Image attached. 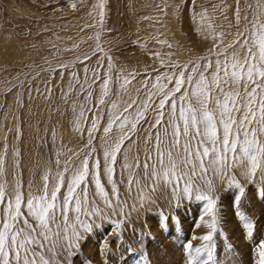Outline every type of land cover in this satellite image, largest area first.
Wrapping results in <instances>:
<instances>
[{
  "label": "rangeland",
  "instance_id": "rangeland-1",
  "mask_svg": "<svg viewBox=\"0 0 264 264\" xmlns=\"http://www.w3.org/2000/svg\"><path fill=\"white\" fill-rule=\"evenodd\" d=\"M99 2L0 0L3 179L11 183L17 175H22L25 193L29 190V182L33 192L42 186L40 177L46 169L58 170L57 152L61 161L59 169L64 167L65 161L74 158V153L83 156L91 119L96 115L103 116L100 124L104 125L112 102L118 104L119 112L133 100L139 104L148 91L155 92L152 85L156 83V76L171 71L167 67L170 62L182 64L208 56L215 33H224L225 44L231 42L237 31L244 27L243 17L247 15L251 19L257 10L256 0H239L238 4L237 0H103L105 8L101 23ZM249 5H252L251 9ZM237 7L241 15L239 28L235 18ZM202 15L204 28L201 31L198 29ZM173 18L178 19L177 28ZM208 23L215 32L207 28ZM106 76L111 77L109 93L104 97L106 105H101V83ZM125 78L127 84H124ZM152 100L157 97L154 95ZM81 107L85 109L86 119L81 125L83 131L78 132L75 119ZM134 110L135 106L129 109L133 116ZM153 117L154 113L149 110L138 130L130 133L132 140L125 145L130 149L129 162L137 155L143 162L146 149L152 148L151 142L145 143V137ZM94 135V145L102 159V127ZM17 149L18 156L15 154ZM117 169L119 171V164ZM134 171L140 183L134 181L129 191L125 173V183L118 184L120 199L126 201L124 212L121 215L118 211L112 216L116 220L127 217L122 229L123 239H117L114 225L103 221L102 227H94L91 233L83 234L74 255L67 259L66 253L59 256L62 264H85L86 261L90 264H185L183 244L189 239L194 247L203 243L198 237L209 229L203 224L195 226L203 202L185 199L176 207L169 203L170 193L162 186L155 192L144 188L149 181L143 178L142 166ZM234 171L241 182L247 184L239 169ZM116 178L119 181V175ZM101 181L110 193L107 177L102 175ZM259 187V184L249 185L241 202V208L255 223L254 236L248 239L233 207L235 190L216 181L223 228V233L215 238L219 264H255L253 249L264 239V198L258 195ZM140 188H144L148 196L143 202L138 198ZM88 199L95 200L98 207L112 215V210L96 196L91 180ZM162 215L179 219L173 220L162 231L159 227ZM97 223L101 221L97 219ZM105 239L110 250L106 249L102 254L101 245ZM129 246L135 251L128 252Z\"/></svg>",
  "mask_w": 264,
  "mask_h": 264
},
{
  "label": "snow or ice",
  "instance_id": "snow-or-ice-1",
  "mask_svg": "<svg viewBox=\"0 0 264 264\" xmlns=\"http://www.w3.org/2000/svg\"><path fill=\"white\" fill-rule=\"evenodd\" d=\"M256 3L257 10L252 18L243 17L244 27L231 42L225 44L224 33H215L208 56L182 64L170 62L167 67L171 71L156 76V83L152 85L155 92L148 91L139 104L133 100L119 112L118 104L112 102L104 125L100 124L103 116L92 118L83 156L74 153V158L65 161L64 167L59 169L61 161L57 152L58 170L46 169L40 177L42 186L35 192L29 182V190L25 193L22 175H17L11 183L3 179L4 156L0 155V264H62L59 256L66 253L67 259L74 255L83 234L91 233L94 227H102L103 221L114 225L117 239L122 240L127 217L112 219L118 211L123 214L126 204L120 199L118 184L125 183L127 173V186L131 191L134 181L140 183L134 169L141 166L143 178L149 181L144 188L155 192L162 186L170 193V204L179 207L185 199L203 202L195 226L203 224L209 231L198 237L203 241L201 245L194 247L191 239L183 244L185 264H219L215 238L223 233V228L219 195L216 194L217 180L227 189L235 190V214L246 230V237L253 238L255 223L243 211L241 202L249 185L259 184L258 195L264 198V0H256ZM98 7L102 23L103 0ZM235 18L239 28V7ZM201 21L198 30L202 31L203 15ZM207 28L215 32L211 23ZM108 59L111 69V58ZM110 80V76L102 78L101 105H106L104 97L109 93ZM127 83L125 78L124 84ZM154 95L155 101L152 100ZM134 106L133 116L129 109ZM149 110L154 117L149 123L145 143L151 142L152 148L146 149L143 162L139 155L129 162L130 149L125 147L126 142L132 140L130 133L138 130ZM85 119V109L81 107L75 119L78 132L83 131L81 125ZM101 127L104 133L102 159L94 145V134ZM15 154L19 155L18 149ZM234 169H239L247 184L241 182ZM102 175L111 185L110 193L101 181ZM89 180L95 185L96 196L112 210V215L98 207L95 200L89 201ZM144 188H140L138 194L141 202L148 199ZM97 219L101 223H97ZM178 219L162 215L159 227L166 230ZM106 249L109 246L105 239L101 253ZM127 251L135 249L129 246ZM253 253L255 264H264V239L255 245ZM140 258L143 260V256Z\"/></svg>",
  "mask_w": 264,
  "mask_h": 264
},
{
  "label": "bare ground",
  "instance_id": "bare-ground-1",
  "mask_svg": "<svg viewBox=\"0 0 264 264\" xmlns=\"http://www.w3.org/2000/svg\"><path fill=\"white\" fill-rule=\"evenodd\" d=\"M173 1H174V0H173ZM180 1H181V0H180ZM172 14H173V13H172ZM173 15H174V14H173ZM173 19H174V24H175V25L173 24L174 27L178 26V21H177L178 19H177V18H176V19L173 18ZM173 19H172V20H173ZM176 28H177V27H176ZM177 30H178V29H177ZM179 31H181V30H179ZM182 31H183V28H182ZM178 34L181 35V32H178ZM183 37H184V35H183Z\"/></svg>",
  "mask_w": 264,
  "mask_h": 264
}]
</instances>
